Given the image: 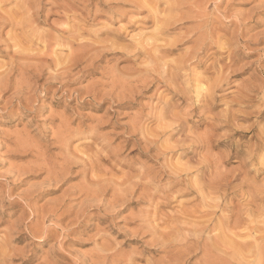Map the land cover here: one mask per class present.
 Wrapping results in <instances>:
<instances>
[{"label":"rangeland","instance_id":"rangeland-1","mask_svg":"<svg viewBox=\"0 0 264 264\" xmlns=\"http://www.w3.org/2000/svg\"><path fill=\"white\" fill-rule=\"evenodd\" d=\"M1 1L0 264H264V0Z\"/></svg>","mask_w":264,"mask_h":264},{"label":"bare ground","instance_id":"bare-ground-1","mask_svg":"<svg viewBox=\"0 0 264 264\" xmlns=\"http://www.w3.org/2000/svg\"><path fill=\"white\" fill-rule=\"evenodd\" d=\"M6 1H7V0H6ZM6 1H5V2H6ZM9 1H10V0H9ZM18 2H19V0H16V4H17V5H18ZM0 3H2L1 0H0ZM16 4H15V7L17 8V11H18V10H19V9H18L19 6L17 7ZM20 4H21V1H20L19 5H20ZM27 4H28V3H27ZM24 5H25V4H24ZM28 6H29V5H28ZM20 8H21V10L23 9L22 7H20ZM9 11H10V9H9ZM12 11H13V10H12ZM22 12L27 16V18H26L27 21H26L25 23L32 24V23H33V17H34V16H33V15H32V17L30 16L31 14H30L29 9H28V8H27V9H24V10H22ZM18 13H19V12H18ZM18 13H16V14L18 15ZM38 14H39V13H38ZM7 15H8V14H7ZM21 15H22V14H21ZM8 16L10 17V15H8ZM23 16H24V15H23ZM11 17L15 18L13 15H12ZM11 17H10V18H11ZM18 17H19V16H18ZM21 17H22V16H21ZM28 17H29L30 19H32V20H30ZM64 18H65V17H64ZM16 19H17V18H16ZM19 19H20V18H19ZM8 20H9V19H8ZM12 20H13V19H12ZM21 20H22V19H21ZM9 21H10V20H9ZM15 21H17V20H15ZM65 21H66V20H65ZM12 23H14V22H12ZM15 23H16V22H15ZM18 23H19V22H18ZM24 25H25V24H24ZM78 26H79V25H78ZM28 27H29V26H28ZM76 27H77V26H76ZM29 28H30V27H29ZM73 28H74V27H73ZM18 29H21V28H18ZM34 30H35V29H34ZM34 30H33V31H34ZM70 30H71V29H70ZM76 30H77V31H75V32H77V33L80 31V29H79V31H78L77 28H76ZM60 32H61V31H60ZM68 32H69V31H68ZM77 33H76V34H77ZM48 34H49V33H48ZM50 34H51V33H50ZM74 34H75V33H74ZM80 34H81V33H80ZM26 35H27V34H26ZM33 35H34V34H33ZM68 35H69V34H68ZM78 35H79V33H78L77 35H74L75 38L78 39ZM14 36H15V35H14ZM72 37H73V36L71 35V38H72ZM22 38H23V37H22ZM75 38H74V39H75ZM14 39H16V37H15ZM17 39H18V38H17ZM17 39H16V40H17ZM50 39L53 40L52 38H50ZM149 39H150V38H149ZM18 40H20V39H18ZM18 40H17V42H18ZM55 40H57V39H55ZM58 40H59V39H58ZM151 40H152V39H151ZM21 41H22V40H21ZM39 41H40V40H39ZM147 41H148V40H147ZM149 41H150V40H149ZM41 42H42V41H41ZM55 42H56V41H55ZM81 42H82V41H81ZM16 44H17V43H16ZM16 44H15V45H16ZM49 44H50V43H49ZM80 44H81V43H80ZM146 44H147V43H146ZM43 45H44V44H43ZM153 45H154V44H153ZM79 46H80V45H79ZM79 46H78V47H79ZM83 47H84V46H83ZM155 47H156V46H155ZM80 48H81V46H80ZM155 49H156V48H155ZM155 49H154V50H155ZM78 50H79V49H78ZM151 50H152V49H151ZM146 55H147V54H146ZM151 59H152V58H151ZM154 60H155V59H154ZM158 60H160V59H158ZM161 60H162V59H161ZM55 63H56V61H55ZM161 65H162V64H161ZM162 66H163V65H162ZM63 68H64V67H63ZM149 71H150V70H149ZM142 75H143V74H142ZM169 75H171V74L169 73ZM139 77H140V76H139ZM158 81H159V79H158ZM149 82H150V81H149ZM160 120H161V118H160ZM209 135H210V134H209ZM202 143H203V142H202ZM194 145H195V144H194ZM170 156H171V155H170ZM209 156H211V155H209ZM169 158H170V157H169ZM201 161H202V160H201ZM204 162H205V161H204ZM167 163H168V162H167ZM175 163H176V162H175ZM202 163H203V162H202ZM209 163H210V162H209ZM173 164H174V163H173ZM176 167H177V166H176ZM214 167H215V166H214ZM214 167H213V168H214ZM173 168H174V166H173ZM179 169H180V168H179ZM182 169H183V168H182ZM188 169H189V168H188ZM217 170H219V169H217ZM214 171H215V170H214ZM173 172H175V171H173ZM208 172H209V171H208ZM163 173H164V172H163ZM177 173H178V172H177ZM177 173H175V174H177ZM187 173H188V172H187ZM218 173H219V172H218ZM179 175H180V174H179ZM188 175H189V174H188ZM215 175H216V174H215ZM219 175H221V174L219 173ZM175 177H176V176H174V178H175ZM224 177H225V176H224ZM175 179H176V178H175ZM180 179H181V178H180ZM222 179H223V178H222ZM222 179H219V180H222ZM160 180H161V179H160ZM212 181H213V180H212ZM223 181H224V180H223ZM225 181H226V180H225ZM136 182H137V181H136ZM181 182H182V181H181ZM194 182H195V181H194ZM214 182H215V180H214ZM149 183H150V182H149ZM151 183L153 184V182H151ZM188 183H189V182H188ZM222 183H223V182L221 181V184H222ZM182 184H183V183H182ZM208 184H209V183H208ZM208 184H207V186L210 185V184H209V185H208ZM211 184H212V183H211ZM218 184H220V183L218 182ZM218 184H217V186H218ZM221 184H220V185H221ZM228 184H229V183H228ZM228 184H227V185H228ZM240 184H241V183H240ZM220 185L218 186V188L216 187V188L219 189V190H220V188H222ZM225 185H226V184H225ZM137 186H138V184H137ZM190 186H191V185H190ZM222 186H223V185H222ZM144 187H146V186H144ZM150 187H151V186H150ZM200 187L202 188V185L199 186L198 188H200ZM241 187H243V186H241ZM198 188H197V189H198ZM203 188H204V187H203ZM203 188H202V190H204ZM206 188H207V187H206ZM210 188H212V187H210ZM225 188H226V186H225ZM225 188H223V189H225ZM197 189H196V190H197ZM208 189H209V187H208ZM214 189H215V188H214ZM184 190H185V189H184ZM198 190H199V189H198ZM210 190H213V189H210ZM199 191H200L199 193H203V192L201 191V189H200ZM217 191H218V190H217ZM197 192H198V191H197ZM207 192H210V191H207ZM213 192H215V191L213 190ZM219 192H222V191H219ZM219 192H218V193H219ZM223 192H224V191H223ZM178 193H179V192H178ZM205 193H206V191H205ZM210 193L212 194V192H210ZM215 193H216V192H215ZM203 194H204V193H203ZM203 194H200V197H201V195H203ZM206 194H207V193H206ZM211 194H209V196H210ZM198 195H199V194H198ZM223 195H225V194H223ZM243 195H244V194H243ZM204 196H205V195H204ZM196 197H197V196H196ZM210 197H211V196H210ZM224 197H225V196H224ZM224 197H223V199H224ZM246 197H247V196H246ZM197 198H198V197H197ZM206 200H208V199H206ZM250 200H251V199H250ZM252 200H253V199H252ZM202 201H203V199H202ZM190 202H191V201H190ZM206 203H207V201H206ZM218 203H219V201H218ZM218 203H217V204H218ZM204 204H205V202H204ZM204 204H203L201 207H203ZM208 204H210V203H208ZM222 204H223V203H222ZM224 204H225V203H224ZM250 204H251V203H250ZM197 205H199V204H197ZM200 205H201V203H200ZM200 205H199V206H200ZM214 205H215V204H214ZM225 206H226V205H225ZM154 207H155V206H154ZM195 207H196V206H195ZM197 207H198V206H197ZM197 207H196V208H197ZM205 207H206V206H205ZM215 207H216V206H215ZM218 207H219V206H217V208H218ZM193 208H194V207H193ZM207 208H208V207H207ZM207 208H205V209H207ZM220 208H221V207H220ZM223 208H224V207H223ZM200 209H201V208H200ZM203 209H204V207H203ZM218 209H219V208H218ZM195 210H196V209H195ZM223 210H224V209H223ZM191 211H192V210H191ZM196 211H197V210H196ZM207 211H208V210H207ZM193 212H194V211H193ZM204 212H205V211H204ZM145 213H146V212H145ZM194 213H195V212H194ZM201 213H202V212H201ZM209 213H210V212H209ZM215 213H216V212H215ZM147 214H148V213H147ZM181 214H182V213H181ZM187 214H188V213H187ZM192 214H193V213H192ZM203 214H204V213H203ZM211 214L214 215V213H211ZM154 215H155V214H154ZM194 215H195V214H194ZM196 215H198V214H196ZM207 216H209V215H207ZM207 216L205 215L204 217H207ZM227 216H229V215H227ZM186 217H187V216H186ZM198 217H199V216H198ZM200 217H203V216H200ZM211 217H213V216H210V218H211ZM160 218H161V217H160ZM160 218H159V219H160ZM194 218H195V217H194ZM196 218H197V217H196ZM219 218H220V217H219ZM221 218L224 219L222 216H221ZM228 218H230V217H228ZM228 218H225L224 220L226 221V219L228 220ZM166 219H167V218H166ZM185 219H187V218H184V220H185ZM188 219H189V218H188ZM188 219H187V220H188ZM192 219H193V218H192ZM199 219H200V218H199ZM195 220H197V219H195ZM195 220H194V222H199V221H195ZM208 220H209L208 222L210 223V220H211V219H208ZM165 221H166V220H165ZM179 221H180V219H179ZM181 221H183V220H181ZM188 221H189V220H188ZM205 221H206V220H205ZM218 221H219V220H218ZM145 222H146V221H145ZM191 222H192V220H191L190 222H188V223L191 224ZM202 222H203V221H201V223H202ZM242 222H243V221H242ZM177 223H178V222L176 221V225H178ZM180 223H181V222H180ZM182 223H183V222H182ZM188 223L186 222V224H188ZM201 223H198V224H201ZM209 223H207V224H209ZM226 223H227V222H226ZM183 224L185 225V222H184ZM189 224H188V225H189ZM193 224H194V223H193ZM205 224H206V223H205ZM205 224L201 225V226L203 227V228L201 227L202 229H199V228H200V225L198 226V227H199L198 229H199V230H202L201 232H203L204 230L206 231L207 228H211V227H208V226H207V228L204 227ZM215 224H216V223H215ZM217 224H218V223H217ZM150 225H151V224H150ZM179 225H180V224H179ZM179 225H178V226H179ZM188 225H185V226L189 227L190 225H189V226H188ZM196 225H197V224H195V226H196ZM224 225H225V224H224ZM226 225H227V224H226ZM161 226H162V225H161ZM178 226H177V228H178ZM182 226H183V225H182ZM222 226H223V225H222ZM154 227H155V226H154ZM180 227H181V226H180ZM183 227H184V226H183ZM191 227H192V226H190V228H191ZM225 227H226V226H225ZM165 228H166V227H165ZM193 228H194V226H193ZM204 228H206V229H204ZM166 229H167V228H166ZM172 229H173V228H172ZM175 229H176V228H175ZM185 229H186V228H185ZM185 229H184V230H185ZM203 229H204V230H203ZM179 230H180V229H179ZM190 230H191V229H190ZM195 230H196V229H195ZM212 230H213V229H212ZM163 231H164V230H163ZM188 231H189V230H188ZM193 231H194V229H193ZM196 231H198V230H196ZM210 231H211V230H210ZM247 231H248V230H247ZM189 232H190V231H189ZM212 232H213V231H212ZM216 232H218V231H215V233H216ZM171 233H172V232H171ZM173 233H174V232H173ZM186 233H187V232H186ZM190 233H191V232H190ZM197 233H198V232H197ZM210 233H211V232H210ZM198 234H199V236H198L197 238L200 237V240H201V236H202V235L200 234V231H199ZM202 234H203V233H202ZM211 234H212V233H211ZM211 234H210L209 236H207V234H206L205 236H207V237L209 238V237H212ZM233 234H234V233H233ZM241 234H242V233H241ZM248 234H249V232H248ZM248 234H247V235H248ZM166 235H167V234H166ZM177 235H178V234H177ZM181 235H182V234H181ZM188 235H190V234H188ZM200 235H201V236H200ZM219 235H220V233H219ZM239 235H240V234H239ZM244 235H245V234H244ZM195 236H196V235H195ZM217 236H218V235H217ZM249 236H250V235H249ZM174 237H175V236H174ZM187 237H188V236H187ZM202 237H203V236H202ZM233 237H234V236H233ZM166 238H167V237H166ZM183 238H184V237H183ZM183 238H182L181 240H183ZM204 238H205V237H204ZM212 238H213V237H212ZM212 238H211V240H212ZM184 239H185V238H184ZM186 239H187V238H186ZM191 239H192V238H191ZM206 239H207V238H206ZM217 239H218V238H217ZM217 239H215V240H217ZM221 239H222V238H221ZM223 239H224V238H223ZM223 239H222V241H223ZM156 240H158V239H156ZM161 240H162V239H161ZM161 240H160V241H161ZM177 240H178V239H177ZM177 240H176V241H177ZM179 240H180V239H179ZM187 240H188V239H187ZM195 240H196V239H195ZM198 240H199V239H198ZM213 240H214V239H213ZM213 240H212V241H213ZM188 241H189V240H188ZM188 241H187V242H188ZM207 241H208V240H207ZM207 241H206V242H207ZM225 241H226V240H224V242H225ZM244 241H245V240H244ZM248 241H249V240H248ZM254 241H255V240H254ZM187 242H186L185 244H187ZM196 242H197V241H196ZM206 242H205V243H206ZM217 242H218V241H217ZM235 242H236V241H235ZM238 242H239V241H238ZM162 243H165V241L162 242ZM162 243H161V244H162ZM170 243H171V242H170ZM170 243L167 242V245L170 244ZM175 243H176V242H175ZM180 243H184V242H180ZM198 243H199V242H198ZM226 243H227V242H226ZM226 243H225V244H226ZM236 243H237V242H236ZM255 243H256V241H255ZM172 244H173V242H172ZM176 244H177V243H176ZM176 244H175V245H176ZM185 244H184V247H185ZM244 244H246V243H244ZM175 245L173 244V247H174ZM194 245H196V244L194 243ZM198 245H199V244H198ZM198 245H197V246H198ZM234 245H235V244H234ZM234 245H233V246H234ZM237 245H238V244H237ZM251 245H253V244L251 243ZM257 245H258V244H257ZM164 246H165V244H163V247H164ZM176 246H177V245H176ZM176 246H175L174 248H177ZM180 246H181V245H180ZM180 246H179V244H178V247H179V248H180ZM187 246H191V243H190V245H187ZM187 246H186V247H187ZM202 246H203V245H202ZM235 246H236V245H235ZM239 246H240V245H239ZM245 246H246V245H245ZM247 246H248V245H247ZM165 247H166V246H165ZM165 247H164V248H165ZM169 247H171V246H169ZM184 247L181 246V248H180L181 251H182V249H183ZM191 247H194V246L192 245ZM241 247H242V243H241ZM248 247H249V246H248ZM248 247H247V248H248ZM179 248H177V249H179ZM188 248H190V247H188ZM195 248H196V246L194 247V249H195ZM198 248H199V247H198ZM198 248H196V249H198ZM244 248H246V247H244ZM249 248H252V247L250 246ZM167 249H168V248H167ZM171 249H172V248H171ZM191 249H192V248H191ZM191 249H190V251H194L193 249H192V250H191ZM242 249H243V247H242ZM242 249H241V250H242ZM174 250H176V249H174ZM174 250L172 249L171 251H174ZM184 250H185V249H184ZM184 250H183V251H184ZM231 250H232V249H231ZM247 250H249V249H247ZM99 251H100V250H99ZM178 251H180V250H177V253H176V254H179V255H180V253H178ZM181 251H180V252H181ZM188 251H189V250H188ZM232 251H233V250H232ZM234 251L237 252L236 250H234ZM243 251H244V250H243ZM168 252H169V253H167V256L165 255L166 258L168 259V260L165 259L167 262H169V261H171V259H173L174 256L172 257L171 254H173L175 251H174L173 253H171L170 251H168ZM250 252H251V251H250ZM181 254H182V253H181ZM186 254H187V253H186ZM244 254H246V253H244ZM173 255H174V254H173ZM241 255H242V254H241ZM241 255H240V257H241ZM175 256H176V255H175ZM177 256H178V255H177ZM185 256H186V255H185ZM242 256H243V255H242ZM101 257H104V256H101ZM171 257H172V258H171ZM179 257H180V256H178V259L180 260ZM181 257H182V256H181ZM164 258H165V257H164ZM257 258H258V257H257ZM2 259H3V258H2ZM169 259H170V260H169ZM174 259H175V257H174ZM174 259L172 260V262L174 261ZM244 259H245V258H244ZM260 260H261V259H260ZM207 261H208V260H207ZM174 262H175V261H174ZM208 262H209V261H208ZM228 262H229V261H228ZM237 262H238V261H237ZM255 262H256V261H255ZM260 262H261V261H260ZM1 263H2V262H1ZM240 263H241V262H240ZM245 263H246V262H245ZM209 264H210V262H209ZM222 264H223V263H222Z\"/></svg>","mask_w":264,"mask_h":264}]
</instances>
